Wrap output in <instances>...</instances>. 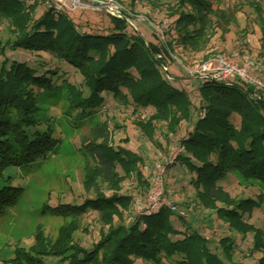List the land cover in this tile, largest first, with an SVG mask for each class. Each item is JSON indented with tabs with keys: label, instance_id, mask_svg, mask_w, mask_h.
<instances>
[{
	"label": "trees",
	"instance_id": "1",
	"mask_svg": "<svg viewBox=\"0 0 264 264\" xmlns=\"http://www.w3.org/2000/svg\"><path fill=\"white\" fill-rule=\"evenodd\" d=\"M169 1V48L203 49L215 17L234 18L220 8L221 0ZM101 20L83 15L72 19L71 12L56 10L53 0H0V27L6 36H0V213L21 197L23 187L12 184L13 172L48 159L61 143L45 118L54 114H47L41 101L62 87L72 91L67 114L76 128L117 103L134 115L150 114L145 123H135L150 137L160 121L172 136L187 121L178 143L182 150L173 157L191 174L194 188L203 195L216 194L223 206H208L203 198L201 204L211 215L193 216V221L182 217L177 207L183 204L175 205L176 211L163 206L151 215L131 214L132 195L106 196L101 186L120 190L125 175L140 178L145 157L127 147L98 148L88 139L81 148L94 164L84 183L92 196L79 205H48L47 212L73 220L97 214L102 224L98 240L86 248L74 239L78 220L63 227L55 242L39 228L34 244L16 246L13 259L4 263L45 264V258H53L60 264H264V256L253 255L259 250L258 237L236 209L247 199L234 203L223 189L233 174L264 185V91L236 78H190L180 70L170 75L167 66L174 62L164 45L129 30L125 18L110 16L107 25ZM171 78L198 80L199 103L194 105L186 87L174 85ZM170 212L184 222L175 224L177 217L170 218ZM218 219L243 236L253 233L247 256L251 262L236 255L234 238L218 239ZM237 248L246 255L241 244Z\"/></svg>",
	"mask_w": 264,
	"mask_h": 264
},
{
	"label": "rangeland",
	"instance_id": "2",
	"mask_svg": "<svg viewBox=\"0 0 264 264\" xmlns=\"http://www.w3.org/2000/svg\"><path fill=\"white\" fill-rule=\"evenodd\" d=\"M27 1L40 4V0ZM113 1L122 7V16L131 22V24L128 23L129 30L141 33L142 37L150 41L160 42L168 49L174 62L167 66L170 75H177L180 70L183 75L194 78L191 76V71L195 67L214 56L225 55L227 58L250 60L254 64L253 75L264 82V0H221L220 8L232 14L234 18L227 21L220 15L215 17L213 22L216 21V24L213 30H208L205 47L198 50L177 47V45L168 47L169 33L173 32L167 12L168 6L172 3L169 0ZM104 11L98 8L78 9L71 12V16L72 19H77L81 15L84 18L93 19L101 16V23L107 25L110 16ZM164 21H169L170 25L163 38V36L157 35L156 28ZM2 29L3 27H0V36L4 39L6 36ZM169 80L174 85L186 87L192 103L194 105L199 103L198 88L200 83L198 80L176 81L172 78ZM71 95L72 91H69L67 87H62L56 96L41 101L47 114L48 111L54 114V118L51 117L48 120L47 115L45 118L61 139V143L56 148V152L48 159L35 162L30 166H21L13 172L15 175L12 184L21 185L23 190L21 197L13 207L0 213V264H7L4 261L13 259L16 246L24 249L32 246L34 236L39 228L43 229L47 238L55 242L63 227L78 220L81 223L80 230L74 233V239L86 248H90L88 246L98 240L97 230L101 228L102 224L97 214H85L81 218L77 217L73 220V217L66 218L47 212L48 205L50 207L61 203L79 205L87 197L92 196L93 192H89L90 189L86 190L84 183L88 180L89 165L94 166V164L81 148L88 139L97 143L94 145L98 148L103 145L108 149L127 147L133 151H139L145 157L140 178L133 174L125 175L120 190L112 188L111 185L108 188L101 186L106 196L118 193L132 195L134 202L131 214L139 212L138 201L142 204L148 200L157 164L165 165L163 198L165 197L176 206L183 204V207H177L184 213L183 218L193 221L191 220L193 216L200 219L202 216H209L210 212L205 210L204 205L201 204L203 198L208 206H223L216 194L203 195L194 188L191 174L173 157L174 152L182 150L178 143L184 126L188 124L187 121L178 127L173 136L166 134L167 132L164 131L165 122L160 121L157 125L158 130H153L152 137H150L148 134L143 135V132L135 127V123H145L150 114L145 112L137 116L131 110L117 103L112 107H104L99 115L89 117L87 122H83L82 126L76 128L74 126L76 123L72 121L74 117H68L69 114H67L69 113ZM43 114L46 113L43 112ZM196 118L194 116L193 122L196 121ZM115 123L118 125L116 128L114 127ZM107 128L113 130L108 131ZM173 162H175L173 166L166 167V164L169 165ZM120 174L124 176V174ZM92 185L96 186L93 182ZM223 189L234 203L242 199L248 200L240 203L239 208L236 209L241 211L240 218L246 219L243 222L251 225L252 231L258 237L259 250H256L253 255L257 259L261 258L264 256L262 251L264 250V185L254 179H246L233 174ZM203 190L202 187L201 191ZM252 208L254 209L251 210ZM170 215V218L173 219L177 217L175 224L184 222V219L178 218L177 213L170 212ZM217 223L219 224L218 239L224 235L231 237L229 240L234 238L236 255L242 258L246 257L248 262H251L252 259L247 256H250L252 249L249 243L253 240V233L243 236L241 232L231 228L227 221L218 219ZM85 226L87 230H84ZM194 227L203 231L200 225L194 224ZM240 244L246 255L237 252V247ZM196 246L198 247V245ZM44 262L45 264H60L53 258H45Z\"/></svg>",
	"mask_w": 264,
	"mask_h": 264
},
{
	"label": "built area",
	"instance_id": "3",
	"mask_svg": "<svg viewBox=\"0 0 264 264\" xmlns=\"http://www.w3.org/2000/svg\"><path fill=\"white\" fill-rule=\"evenodd\" d=\"M56 10L74 12L78 9L98 8L105 10L107 14L116 18H125L122 16V7L113 0H53ZM126 19V18H125ZM131 24V22L126 19ZM169 21H164L156 28L157 35L163 36L168 30ZM254 64L247 59L230 58L225 55H217L207 60L191 71V76L200 79H210L215 81H226L228 79H240L244 83L252 86L257 91L264 90V82L255 77L252 73ZM154 178L152 180L149 198L146 202L140 204L138 201V211L142 214H153L159 211L163 206L168 207L171 211H176V206L163 198V175L165 166L157 164L155 167ZM184 213H182L183 215Z\"/></svg>",
	"mask_w": 264,
	"mask_h": 264
}]
</instances>
